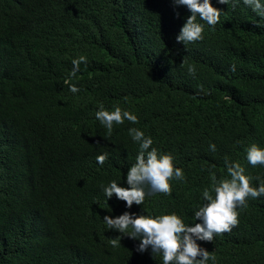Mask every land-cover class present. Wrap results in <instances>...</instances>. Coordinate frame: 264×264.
I'll return each mask as SVG.
<instances>
[{
	"label": "trees",
	"instance_id": "trees-1",
	"mask_svg": "<svg viewBox=\"0 0 264 264\" xmlns=\"http://www.w3.org/2000/svg\"><path fill=\"white\" fill-rule=\"evenodd\" d=\"M212 3L219 22L197 17L203 39L184 44L176 38L191 13L173 0H0V264H163L103 217L175 212L199 223L211 174L228 176L225 157L259 187L264 165L249 164L247 149L264 148V16L243 0ZM80 56L87 62L70 78ZM101 103L138 123L107 135L95 117ZM133 127L185 179L129 209L103 187H128ZM237 211L231 231L197 241L216 256L208 264H264V195Z\"/></svg>",
	"mask_w": 264,
	"mask_h": 264
},
{
	"label": "clouds",
	"instance_id": "clouds-1",
	"mask_svg": "<svg viewBox=\"0 0 264 264\" xmlns=\"http://www.w3.org/2000/svg\"><path fill=\"white\" fill-rule=\"evenodd\" d=\"M177 6H185L191 13L182 26L177 42L184 44L203 39L204 25L197 21H205L208 25L215 26L221 17V9L213 5L212 0H173ZM219 4H229V0H217ZM252 7L260 16H264V4L261 0H243ZM235 7V4L232 5ZM81 62H87L85 56L73 59V68L70 74L75 77L79 71ZM187 61H183L182 65ZM233 71L235 66L233 65ZM188 72L194 75L195 66H189ZM70 78L64 80L69 85L71 92L79 91L75 84L70 83ZM96 119L107 129V135H111L114 124H123L125 120L135 124L138 117L132 112L122 110L115 106L114 110H108L101 103L95 113ZM129 134L138 143L139 151L135 162L127 171V185L122 187L113 180L103 191L107 198L113 194L117 199L125 201L130 209L133 204L143 205L146 196L157 192L171 195V180H184L183 169L175 167L174 157L170 153H159L152 147L153 139L145 136L138 128H130ZM215 144L210 149L215 151ZM107 153L98 155L97 162L103 164ZM247 161L252 166L264 165V148L253 143L247 149ZM227 177L217 179L215 173L211 174L212 187L205 188L202 192V203L194 210V221H200L192 225L186 224L184 219L175 212L151 215L136 214L125 211L123 214L113 217L105 215L104 223L108 229L118 230L131 239H139L137 250L144 252L151 247L153 255H161L163 264H208L209 260L216 261V256L209 250L200 246L197 241L211 242L215 235L231 231L238 224V207H246L247 199L259 198L264 195V179L260 180L259 187L252 186V177L245 174V168L239 162H231L225 157ZM230 177V178H229ZM145 185L149 191L145 190ZM113 247L119 246L116 238L110 239Z\"/></svg>",
	"mask_w": 264,
	"mask_h": 264
}]
</instances>
